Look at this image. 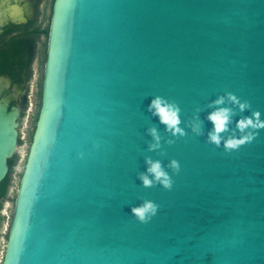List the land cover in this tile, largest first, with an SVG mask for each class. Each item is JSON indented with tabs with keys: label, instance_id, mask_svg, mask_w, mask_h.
<instances>
[{
	"label": "water",
	"instance_id": "obj_1",
	"mask_svg": "<svg viewBox=\"0 0 264 264\" xmlns=\"http://www.w3.org/2000/svg\"><path fill=\"white\" fill-rule=\"evenodd\" d=\"M226 92L251 105L234 120H264V0H54L0 264H264V130L231 153L206 142ZM157 95L179 104L185 137L148 112ZM19 116L0 99V183ZM145 156L180 163L171 190L141 186ZM145 199L159 209L142 224L131 207Z\"/></svg>",
	"mask_w": 264,
	"mask_h": 264
},
{
	"label": "flooded vegetation",
	"instance_id": "obj_2",
	"mask_svg": "<svg viewBox=\"0 0 264 264\" xmlns=\"http://www.w3.org/2000/svg\"><path fill=\"white\" fill-rule=\"evenodd\" d=\"M53 3L0 0V99L19 109L18 143L22 123L32 125L38 118ZM4 196H0V225Z\"/></svg>",
	"mask_w": 264,
	"mask_h": 264
},
{
	"label": "clouds",
	"instance_id": "obj_3",
	"mask_svg": "<svg viewBox=\"0 0 264 264\" xmlns=\"http://www.w3.org/2000/svg\"><path fill=\"white\" fill-rule=\"evenodd\" d=\"M208 107L212 110L208 112L206 119L212 127L207 134L206 142L217 148L222 146L227 153L238 151L242 146L252 143L259 136L260 130H264V120L261 119L259 111L253 110L251 115H243L234 120L238 112L244 113L250 110L251 105L247 101L242 102L232 92L218 96ZM147 110L158 119L164 126V130L172 137L179 139L186 136L185 129L181 127L184 123L181 119L182 110L174 100L157 95L151 99ZM199 111L200 109H197V113ZM233 123H235L234 129L231 127ZM191 130L197 136L203 134V122L198 115L191 124ZM147 132L152 137V142L148 144V151L156 152L161 148L162 137L154 126L148 128ZM225 133L230 135L225 136ZM175 142L174 139L165 141L168 145ZM144 163L145 171L140 172L137 177L143 188L160 186L165 190L172 189L174 181L168 169L178 174L181 166L177 160H170L166 167L160 159L154 160L151 156H145ZM158 209V204L145 199L139 205L131 207V214L139 223L147 224L157 215Z\"/></svg>",
	"mask_w": 264,
	"mask_h": 264
},
{
	"label": "rangeland",
	"instance_id": "obj_4",
	"mask_svg": "<svg viewBox=\"0 0 264 264\" xmlns=\"http://www.w3.org/2000/svg\"><path fill=\"white\" fill-rule=\"evenodd\" d=\"M32 125L29 121H24L20 127V143L16 154L13 156V172H12V180L8 185V190L6 195L1 201L2 211L4 212V216L2 218V224L0 225V260L4 251L5 243H6V234L7 229L10 223V219L13 213V204L15 194L19 185V180L24 168L26 156L28 153V149L31 143L32 138Z\"/></svg>",
	"mask_w": 264,
	"mask_h": 264
},
{
	"label": "trees",
	"instance_id": "obj_5",
	"mask_svg": "<svg viewBox=\"0 0 264 264\" xmlns=\"http://www.w3.org/2000/svg\"><path fill=\"white\" fill-rule=\"evenodd\" d=\"M36 119L34 120V122L32 123V134L35 128V124H36ZM13 159L9 160V166H10V170L8 172V174L6 175V177L1 181L0 183V196H4L7 193L8 190V185L10 184L11 180H12V172H13ZM7 237V234H6Z\"/></svg>",
	"mask_w": 264,
	"mask_h": 264
}]
</instances>
